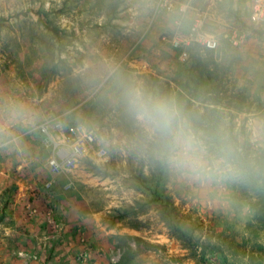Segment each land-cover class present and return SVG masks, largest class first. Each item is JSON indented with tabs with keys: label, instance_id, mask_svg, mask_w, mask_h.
I'll return each mask as SVG.
<instances>
[{
	"label": "rangeland",
	"instance_id": "1",
	"mask_svg": "<svg viewBox=\"0 0 264 264\" xmlns=\"http://www.w3.org/2000/svg\"><path fill=\"white\" fill-rule=\"evenodd\" d=\"M256 1L0 0V100L40 113L17 127L19 144L0 141V264H264ZM132 80L174 97L240 178L201 181L170 165L126 108ZM79 124L106 156L52 173L54 141Z\"/></svg>",
	"mask_w": 264,
	"mask_h": 264
},
{
	"label": "clouds",
	"instance_id": "2",
	"mask_svg": "<svg viewBox=\"0 0 264 264\" xmlns=\"http://www.w3.org/2000/svg\"><path fill=\"white\" fill-rule=\"evenodd\" d=\"M117 73L113 68L109 75ZM122 96L136 126L158 146L170 165L187 170L201 181L240 178L238 162L226 149H210L206 137L193 126L174 97L150 91L135 80L123 85ZM39 119L40 113L21 98L0 100V141L19 144L17 127H34Z\"/></svg>",
	"mask_w": 264,
	"mask_h": 264
},
{
	"label": "built area",
	"instance_id": "3",
	"mask_svg": "<svg viewBox=\"0 0 264 264\" xmlns=\"http://www.w3.org/2000/svg\"><path fill=\"white\" fill-rule=\"evenodd\" d=\"M252 19L254 22L264 23V0H257L252 10ZM200 42L210 48L217 46L216 40L212 37L207 38L200 36ZM44 132H48L46 127L42 128ZM97 136L92 130H87L82 124L74 126L64 134V140L61 143H55L56 151L49 159V165L52 173H60L63 170H72L81 165L93 153L103 159L106 156V149L100 148L95 151V142Z\"/></svg>",
	"mask_w": 264,
	"mask_h": 264
},
{
	"label": "trees",
	"instance_id": "4",
	"mask_svg": "<svg viewBox=\"0 0 264 264\" xmlns=\"http://www.w3.org/2000/svg\"><path fill=\"white\" fill-rule=\"evenodd\" d=\"M190 116H191V119L193 120V122L195 124H197L198 126H200L199 123H197V121L195 120L193 113H191ZM201 126L204 130H211L212 131L211 136L213 137L214 142H216V143L219 142V136L217 135V126L214 123L213 124L206 123V124H203ZM219 144L221 147L222 143L219 142ZM259 203H260V210L259 211L263 212L262 215L264 216V195L260 197ZM263 219H264V217H263Z\"/></svg>",
	"mask_w": 264,
	"mask_h": 264
}]
</instances>
